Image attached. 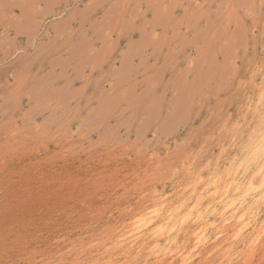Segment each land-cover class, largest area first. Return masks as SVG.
I'll return each mask as SVG.
<instances>
[{
  "label": "rangeland",
  "instance_id": "1",
  "mask_svg": "<svg viewBox=\"0 0 264 264\" xmlns=\"http://www.w3.org/2000/svg\"><path fill=\"white\" fill-rule=\"evenodd\" d=\"M263 133L264 0H0V264H264Z\"/></svg>",
  "mask_w": 264,
  "mask_h": 264
},
{
  "label": "bare ground",
  "instance_id": "2",
  "mask_svg": "<svg viewBox=\"0 0 264 264\" xmlns=\"http://www.w3.org/2000/svg\"><path fill=\"white\" fill-rule=\"evenodd\" d=\"M230 23V22H229ZM217 72V71H216ZM105 105V104H104ZM109 107V106H108ZM104 108V107H103ZM102 111V110H101ZM260 128V127H259ZM260 133V132H259ZM264 134V133H263ZM262 135V134H261ZM262 137V136H261ZM264 138V137H263ZM262 142V141H261ZM263 143V142H262ZM253 145V144H252ZM256 146V145H255ZM258 146V145H257ZM260 146V145H259ZM263 149H264V147H263ZM260 150V149H259ZM255 151V150H254ZM261 151H262V149H261ZM264 151V150H263ZM263 153V152H262ZM257 161V160H256ZM250 163V162H249ZM259 163V162H258ZM262 163V162H261ZM260 163V164H261ZM245 165V164H244ZM262 165V164H261ZM242 167V166H241ZM245 167V166H244ZM234 168V167H233ZM240 171V170H239ZM252 171V170H251ZM257 171V170H256ZM228 172V171H227ZM249 172V171H248ZM261 173H262V170H261ZM231 175V174H230ZM237 175V174H236ZM249 175H250V173H249ZM258 176V175H257ZM228 177V176H227ZM236 177V176H235ZM259 177H260V175H259ZM258 177V178H259ZM224 178V177H223ZM222 178V179H223ZM233 178V177H232ZM244 178V177H243ZM253 178V177H252ZM256 179V180H259V179ZM221 179V180H222ZM224 179H226V178H224ZM223 179V180H224ZM231 179V178H230ZM229 180V179H228ZM246 180V179H245ZM255 180V183H257V181ZM263 180H264V178H263ZM209 181V180H208ZM219 182H220V180H218ZM227 181V180H226ZM239 181V180H238ZM222 182V181H221ZM228 183V182H227ZM252 183H254V182H252ZM254 183V184H255ZM220 184V183H219ZM225 184V183H224ZM227 185V184H226ZM242 185V184H241ZM240 185V186H241ZM214 186V185H213ZM249 186V185H248ZM193 187H195V186H193ZM192 187V188H193ZM233 187V186H232ZM192 188H190V190H192ZM211 188V187H210ZM222 188H224V187H222ZM221 187H220V189H222ZM242 188V187H241ZM194 189V188H193ZM215 189H216V187H215ZM245 189V188H244ZM250 189H251V187H250ZM258 189V188H257ZM256 189V190H257ZM187 190V189H186ZM186 190H184L185 192H186ZM206 191H207V189H205ZM232 190V189H231ZM193 191V190H192ZM192 191H187V192H192ZM197 191H199V190H197ZM201 191V190H200ZM221 191V190H220ZM240 191V190H239ZM185 192H184V194H185ZM186 192V193H187ZM202 192V191H201ZM209 192V191H208ZM215 193H216V191H214ZM240 192H242V191H240ZM251 192V191H250ZM254 192V191H253ZM260 192V191H259ZM198 194H200L199 192H197ZM204 193V192H203ZM218 193V192H217ZM227 193H228V191H227ZM196 194V193H195ZM208 194V193H207ZM207 194L205 193V195L204 196H207ZM229 194V193H228ZM235 194V193H234ZM250 194V193H249ZM260 194V193H259ZM202 195V194H201ZM211 195H212V193H211ZM218 195H219V193H218ZM227 195V194H226ZM225 195V196H226ZM193 196V195H192ZM220 196H221V194H220ZM219 196V197H220ZM194 197V196H193ZM197 197H200L199 195L197 196ZM207 197H209V196H207ZM229 197V196H228ZM227 197V198H228ZM260 196H258V198H259ZM215 198H216V195H215ZM234 198V197H233ZM247 198V197H246ZM195 199V198H194ZM204 199V198H203ZM202 199V200H203ZM205 199H206V197H205ZM204 199V200H205ZM224 199V198H223ZM249 199V198H248ZM257 199V198H256ZM192 200H193V198H192ZM207 200V199H206ZM216 200V199H215ZM247 200V199H246ZM252 200V199H251ZM158 201L160 202V200L158 199ZM209 201V200H208ZM237 201V200H236ZM194 202H195V200H194ZM205 202H207V201H205ZM212 202V200L209 202V203H211ZM227 202V201H226ZM250 202V201H249ZM254 202V201H253ZM158 204V202H155L154 203V205L155 204ZM176 203V202H175ZM182 203V202H181ZM199 203V202H198ZM200 203H203L202 201L200 202ZM213 203V202H212ZM211 203V204H212ZM245 203V202H244ZM191 204V203H190ZM204 204V203H203ZM153 205V204H152ZM152 205H151V207H152ZM153 205V206H154ZM213 205V204H212ZM254 205V204H253ZM174 206V205H173ZM202 206V205H201ZM201 206H199V207H201ZM204 206V205H203ZM202 206V207H203ZM214 206H217V205H214ZM228 206H231V207H233L234 206V204L233 203H225V204H223V206H222V209L223 210H225L226 208H228ZM242 206V205H241ZM189 207V206H188ZM190 207H192V206H190ZM148 208V207H147ZM154 208V207H153ZM155 208H156V206H155ZM185 208H187V207H185ZM184 208V209H185ZM209 208H211V207H209ZM230 208V207H229ZM170 209V208H169ZM193 209V208H192ZM168 210V209H167ZM188 210V209H187ZM200 210V209H199ZM203 210V209H202ZM144 211V210H143ZM149 211V210H148ZM147 211V212H148ZM151 211V210H150ZM149 211V212H150ZM161 211V210H160ZM166 211V210H165ZM164 211V212H165ZM180 211V210H179ZM186 210H184V212H185ZM196 211H198L197 209H196ZM264 211V210H263ZM192 212V211H191ZM215 212V211H214ZM240 212V211H239ZM145 213V212H144ZM167 213H168V211H167ZM179 213V212H178ZM183 213V212H182ZM189 213H190V211H189ZM194 213H195V210H194ZM193 213V214H194ZM216 213V212H215ZM229 213V212H228ZM264 213V212H263ZM151 213H147V214H143V219H142V217L141 218H139V219H141V220H139V221H137L136 223H134L133 224V229L131 230V232H133V235L132 236H134V235H136V234H138L139 232H142V231H140L141 229L143 230V229H146V230H151V234L152 235H154L155 237H157L158 238V231H156V229L155 230H153V229H151L150 227H148L147 228V225L148 224H151V222L153 221V219L155 218V216H156V213H154L153 215H150ZM161 214H163V212L161 213ZM170 214V213H169ZM177 214V213H176ZM187 214V213H186ZM191 214V213H190ZM196 214V213H195ZM227 214V213H226ZM178 215V214H177ZM177 215H176V218H177ZM180 215V214H179ZM215 215V214H214ZM219 215V214H218ZM164 216V215H163ZM168 216V215H167ZM167 216H165L166 218H167ZM206 216V215H205ZM236 216V215H235ZM194 217V219H195V216H193ZM211 217V216H210ZM219 216H217V218H218ZM243 217V216H242ZM181 218V217H180ZM213 218H214V216H213ZM235 218V217H234ZM163 219V218H162ZM171 219H172V217H171ZM203 219V218H202ZM216 219V218H215ZM230 219H232V218H230ZM161 220V219H160ZM164 220V219H163ZM177 220H180L179 218L177 219ZM220 220V219H219ZM259 220V219H258ZM168 221V220H167ZM189 221H193V219L191 218V220L189 219ZM200 221V220H199ZM199 221H197V222H199ZM211 221V220H210ZM241 221V220H240ZM188 222V221H187ZM187 222H186V226H188L189 224H191V223H189L188 222V225H187ZM194 222H196V221H194ZM224 222V221H223ZM230 222V221H229ZM235 222V221H234ZM155 223V222H154ZM161 223V222H160ZM172 223H173V220H172ZM175 223V222H174ZM200 223V222H199ZM153 224V223H152ZM177 224H178V222H177ZM180 224V223H179ZM206 224V223H205ZM222 224V223H221ZM224 224H225V222H224ZM168 225V224H167ZM171 225V224H170ZM192 225V224H191ZM194 225H196V224H194ZM193 225V226H194ZM154 226V225H153ZM157 226V225H156ZM175 226V225H174ZM190 226V225H189ZM193 226H191V228L193 227ZM212 226V225H211ZM201 227V226H200ZM208 227V226H207ZM238 227V226H237ZM187 228V227H186ZM202 228H203V226H202ZM189 229H190V227H189ZM205 229V228H204ZM210 229V228H209ZM213 229H214V226H213ZM213 229H210V230H213ZM223 229V228H222ZM184 230V229H183ZM200 230H202V229H200ZM192 231V230H191ZM222 231V230H221ZM180 232V231H179ZM182 232H184V231H182ZM188 232V231H187ZM201 232H203V230L201 231ZM150 233V232H149ZM210 233H213V232H210ZM245 233V232H244ZM248 233V232H247ZM167 234V233H166ZM171 234V233H170ZM174 234V233H173ZM183 234V233H182ZM190 234V233H189ZM200 234V233H199ZM198 235V234H197ZM144 236V235H143ZM151 236V235H150ZM153 236V237H154ZM138 237V236H137ZM198 237V236H197ZM194 238V239H196V240H198V239H200L199 237L198 238ZM210 237H211V235H210ZM262 237V236H261ZM185 238V237H184ZM212 238V237H211ZM211 238L209 239V240H211ZM135 239V238H134ZM141 239V238H140ZM145 239H147V238H145ZM151 239H153V238H151ZM156 239V238H155ZM259 239H260V237H259ZM155 241H157V240H155ZM204 241V240H203ZM202 241V242H203ZM255 241V240H254ZM253 241V242H254ZM259 242H260V240H258ZM172 243H173V241H172ZM196 243V242H195ZM205 243V242H204ZM207 243H210V242H207ZM207 243L205 244V246H207ZM212 243V242H211ZM221 243V242H220ZM247 243V242H246ZM257 244H258V242H257ZM256 243H255V245H257ZM193 245V244H192ZM197 245V244H196ZM199 245V244H198ZM202 245V244H201ZM253 244H251L250 246H252ZM216 246V245H215ZM218 246V245H217ZM192 247V246H191ZM202 247V246H201ZM203 247H204V245H203ZM152 248V247H151ZM200 247H198V249H199ZM197 250V249H196ZM173 251V250H172ZM159 252V251H158ZM156 253V252H155ZM168 253V252H167ZM184 253H185V251H184ZM180 254V253H179ZM178 255V254H177ZM182 255V254H181ZM160 256V255H159ZM180 256V255H179ZM186 257V256H185ZM162 259V258H161ZM166 259V258H165ZM172 259V258H171ZM166 261H167V259H166ZM170 262H171V260H170ZM157 263V262H156ZM162 263V262H161Z\"/></svg>",
  "mask_w": 264,
  "mask_h": 264
}]
</instances>
